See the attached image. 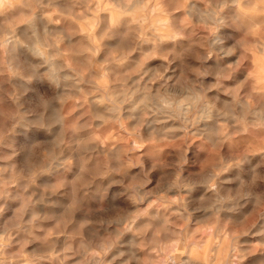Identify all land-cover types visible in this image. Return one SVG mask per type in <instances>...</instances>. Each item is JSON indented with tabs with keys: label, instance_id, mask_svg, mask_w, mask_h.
I'll use <instances>...</instances> for the list:
<instances>
[{
	"label": "clouds",
	"instance_id": "9594fccd",
	"mask_svg": "<svg viewBox=\"0 0 264 264\" xmlns=\"http://www.w3.org/2000/svg\"><path fill=\"white\" fill-rule=\"evenodd\" d=\"M0 264H264V0H0Z\"/></svg>",
	"mask_w": 264,
	"mask_h": 264
}]
</instances>
